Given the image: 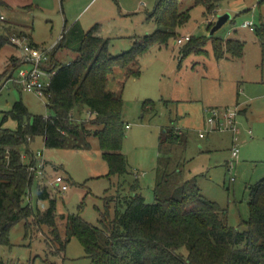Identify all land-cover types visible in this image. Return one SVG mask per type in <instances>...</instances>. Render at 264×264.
Instances as JSON below:
<instances>
[{
  "label": "rangeland",
  "instance_id": "1",
  "mask_svg": "<svg viewBox=\"0 0 264 264\" xmlns=\"http://www.w3.org/2000/svg\"><path fill=\"white\" fill-rule=\"evenodd\" d=\"M158 1L0 0V31L11 27L30 32L35 42L49 50V58L44 61L49 67L63 32L69 41L54 52L55 58L60 62L73 59L74 22L85 30L99 22L101 33L110 37L111 53L118 54L158 27L155 18L149 16ZM188 8L190 17L178 28L175 38L168 44H154L140 54L138 76L127 77L126 69L120 66L110 75L109 87L123 91L122 149L128 158L129 172L109 173L95 134L79 138V148L47 146L42 135H36L28 146H20L21 153L26 155L24 161L38 150L48 160L46 183L56 198L62 236L67 221L62 214L80 213L100 225L107 204L112 212L116 206L115 198H108L130 192V183L137 178L138 191L152 202L155 183L165 173L172 185L196 176L204 195L226 209L229 224L246 229L243 220L250 215L249 186L264 177V39L256 29L264 23V0H220L209 12L203 2L181 0L180 9ZM227 11L231 17L213 35L242 39L243 55L217 58L208 40L202 45V52L197 49L182 56L180 50L187 40L180 43L176 39L188 34L212 35L219 14ZM246 20H253V27L243 26ZM21 58V48L13 41L6 43L0 49V73H8L14 64H20ZM31 66L29 62L21 63L11 77L5 76L0 82L3 127H16L14 118L3 121V116L18 99L32 113H54L47 105V96L24 89L13 78L21 68ZM225 106L240 108L236 115L237 131L206 122L207 107ZM78 116L86 118L87 109L78 112ZM235 144L240 151L234 158ZM56 174L63 175L67 189L56 184ZM38 186V181H34L26 202L42 210L49 206L50 198L39 197ZM50 229L46 223L32 224L27 233L26 219L19 220L9 229L8 243L0 244V258L18 264H93L77 236H72L65 249H60Z\"/></svg>",
  "mask_w": 264,
  "mask_h": 264
},
{
  "label": "trees",
  "instance_id": "2",
  "mask_svg": "<svg viewBox=\"0 0 264 264\" xmlns=\"http://www.w3.org/2000/svg\"><path fill=\"white\" fill-rule=\"evenodd\" d=\"M195 1L203 2L209 12L220 0ZM180 3L181 0H159L149 14L158 27L118 54L111 53L110 37L101 33L99 22L87 30L74 22L75 55L68 62H60L54 52L69 41L62 33L48 67L55 69L46 95L47 105L54 113H32L18 99L3 116V121L14 118L16 127H3L0 122V244L8 243L9 229L14 223L26 219L27 233L32 224H48L60 249H65L72 236H77L93 264H264V177L249 186L250 215L243 220L244 230L229 224L226 209L204 195L196 176L172 185L167 173L159 175L152 202L138 191L140 183L136 178L130 183V192L108 198H115L116 206L112 212L107 204L100 225L80 213L62 214L67 220L65 236L57 222L56 198L48 185L38 186V196L50 198L48 207L35 209L26 202L35 180L20 146H28L36 135H42L47 146L77 148L82 146L79 138L98 135L109 173L129 172L128 158L122 149L123 91L109 87L110 75L120 66L126 69L127 77L138 76L140 54L154 44H168L179 34L178 28L190 17L189 8L180 9ZM256 29L264 39V23ZM22 31L24 28L11 27L0 31V49L11 42L13 32ZM208 40L217 58L244 53L242 39L212 34L190 36L181 47L182 56L197 49L202 52V45ZM18 65L14 64L8 73H0V82L5 76L11 77ZM84 109L88 116L81 118L78 112ZM0 264L18 263L0 258Z\"/></svg>",
  "mask_w": 264,
  "mask_h": 264
},
{
  "label": "built area",
  "instance_id": "3",
  "mask_svg": "<svg viewBox=\"0 0 264 264\" xmlns=\"http://www.w3.org/2000/svg\"><path fill=\"white\" fill-rule=\"evenodd\" d=\"M1 17L3 18L2 15ZM242 25L253 27L254 21L246 20ZM62 35L63 34H61V37ZM10 38L11 41L21 48L22 58L20 64L23 62H29L32 65L30 68H21L19 75L13 77L14 80L20 83L24 89L33 91L40 96H46L51 83V76L55 72V69H49L44 65V61L49 58V50L43 45H35L32 43L28 31H22L19 33L13 32ZM189 38V34L183 35L178 37L176 41L182 43ZM206 110L209 113L206 118L207 124L212 126L214 124L220 129L238 130L236 115L240 108H232L229 106L207 107ZM200 135L203 136L204 132H200ZM239 151L240 147L237 144L233 145L232 155L234 158L239 155ZM25 156V154H22V158ZM25 162L27 163L30 173L33 174L34 180H37L39 184L47 185L46 163L48 160L44 157L43 151H33L31 158ZM55 181L59 188H68V184L65 182V178L62 174H56Z\"/></svg>",
  "mask_w": 264,
  "mask_h": 264
},
{
  "label": "water",
  "instance_id": "4",
  "mask_svg": "<svg viewBox=\"0 0 264 264\" xmlns=\"http://www.w3.org/2000/svg\"><path fill=\"white\" fill-rule=\"evenodd\" d=\"M231 17V12L227 11L222 14H219L215 24L212 26V34L214 31L219 28L226 20H228Z\"/></svg>",
  "mask_w": 264,
  "mask_h": 264
},
{
  "label": "crops",
  "instance_id": "5",
  "mask_svg": "<svg viewBox=\"0 0 264 264\" xmlns=\"http://www.w3.org/2000/svg\"><path fill=\"white\" fill-rule=\"evenodd\" d=\"M29 33H30V32H29ZM30 36H31V34H30ZM31 40L34 41V40L32 39V36H31ZM34 42H35V41H34ZM36 43H37V42H36ZM38 44L40 45V43H38Z\"/></svg>",
  "mask_w": 264,
  "mask_h": 264
}]
</instances>
